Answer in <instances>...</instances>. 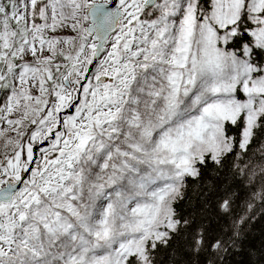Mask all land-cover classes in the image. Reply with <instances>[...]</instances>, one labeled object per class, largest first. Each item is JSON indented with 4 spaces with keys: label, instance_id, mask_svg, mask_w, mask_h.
I'll return each mask as SVG.
<instances>
[{
    "label": "snow or ice",
    "instance_id": "1",
    "mask_svg": "<svg viewBox=\"0 0 264 264\" xmlns=\"http://www.w3.org/2000/svg\"><path fill=\"white\" fill-rule=\"evenodd\" d=\"M257 201L264 0H0V264L216 256Z\"/></svg>",
    "mask_w": 264,
    "mask_h": 264
},
{
    "label": "trees",
    "instance_id": "2",
    "mask_svg": "<svg viewBox=\"0 0 264 264\" xmlns=\"http://www.w3.org/2000/svg\"><path fill=\"white\" fill-rule=\"evenodd\" d=\"M199 190V184L189 179L188 187L185 189V199L175 205L178 213L183 211L184 215H188L192 211ZM240 217L244 218V222L237 224L234 243L230 241L226 251H222L216 256L201 254L199 257H191L182 252L177 256L178 261L187 264L192 259H198L200 264H205L207 259H211L215 264H264V207L257 201L252 211L241 210L237 218ZM206 223L208 222L206 221ZM211 223L214 224V220ZM175 246L174 243L173 247ZM171 251V249L162 250L165 264L169 260Z\"/></svg>",
    "mask_w": 264,
    "mask_h": 264
}]
</instances>
